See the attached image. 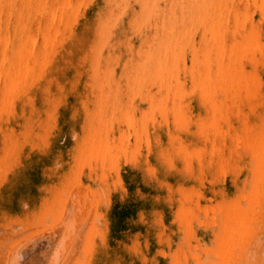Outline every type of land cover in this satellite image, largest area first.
Wrapping results in <instances>:
<instances>
[{"label":"bare ground","instance_id":"6f19581e","mask_svg":"<svg viewBox=\"0 0 264 264\" xmlns=\"http://www.w3.org/2000/svg\"><path fill=\"white\" fill-rule=\"evenodd\" d=\"M177 1L0 0V264H216L254 214L264 0Z\"/></svg>","mask_w":264,"mask_h":264},{"label":"rangeland","instance_id":"374dc122","mask_svg":"<svg viewBox=\"0 0 264 264\" xmlns=\"http://www.w3.org/2000/svg\"><path fill=\"white\" fill-rule=\"evenodd\" d=\"M182 1L178 0L173 4L181 5ZM57 142L60 146L64 147L68 141L66 137H61L57 139ZM56 159L51 157L47 159V162L51 166H56ZM29 175L33 180H38L40 178V169L33 168L29 172ZM13 197L16 203H20L17 195ZM256 200L259 203L255 205L254 214L250 218H243L242 222L238 224V227L232 229L231 237L228 239L226 248L219 253H215L216 264H239L240 253L245 255L246 264H248L249 260L256 258V251L259 249V245L264 248V196ZM247 204L249 206L250 202Z\"/></svg>","mask_w":264,"mask_h":264}]
</instances>
